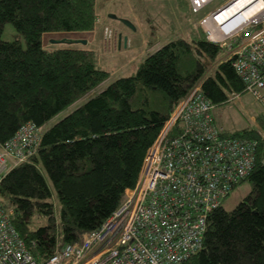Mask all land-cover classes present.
<instances>
[{
  "label": "trees",
  "instance_id": "16d2710c",
  "mask_svg": "<svg viewBox=\"0 0 264 264\" xmlns=\"http://www.w3.org/2000/svg\"><path fill=\"white\" fill-rule=\"evenodd\" d=\"M96 13V0H0V147L27 122L40 134L37 152L3 177L0 201L13 210L19 235L41 261L59 244L80 242L120 206L167 118L197 82L215 105L244 91L232 61H219L224 49L195 30L193 45L170 40L135 73L90 95L110 76L97 52L48 46L44 36L92 31ZM7 23L16 30L12 40L2 39ZM233 133L257 142L248 177L253 192L234 208L211 213L203 249L182 264H264V136L255 127ZM43 171L57 192L59 218Z\"/></svg>",
  "mask_w": 264,
  "mask_h": 264
},
{
  "label": "built area",
  "instance_id": "2783aa9c",
  "mask_svg": "<svg viewBox=\"0 0 264 264\" xmlns=\"http://www.w3.org/2000/svg\"><path fill=\"white\" fill-rule=\"evenodd\" d=\"M210 1L189 0L196 12ZM239 1L211 11L201 27L209 41L224 49L222 61H232L243 92L264 106V0H248L219 19ZM253 7L257 10L247 16ZM104 31L108 44L116 42L112 28ZM215 107L199 81L167 118L120 206L80 242L59 244L45 261L27 248L12 222L13 210L0 201V264H182L202 250L211 213L248 179L258 146L219 126ZM39 143V129L27 122L0 147V183L37 152Z\"/></svg>",
  "mask_w": 264,
  "mask_h": 264
},
{
  "label": "rangeland",
  "instance_id": "374dc122",
  "mask_svg": "<svg viewBox=\"0 0 264 264\" xmlns=\"http://www.w3.org/2000/svg\"><path fill=\"white\" fill-rule=\"evenodd\" d=\"M230 1L212 0L203 9L196 12L192 10L188 0H96V26L92 31L47 33L44 39L47 40L46 44L48 46H80L94 49L97 52L100 66L109 70L110 76L90 94L95 95L116 78L135 73L137 67L146 57L144 55L139 58L137 56L140 54L139 51L135 53L137 54L136 57L131 54V51L130 53L128 50L125 52L122 48L124 39L120 40V43H122L121 49H118L117 42L120 32H128L137 45L141 43L144 48L149 45V48H152L151 50L148 48L150 53L155 52V48H157L154 46L155 44H164L173 39L181 38L193 45V32L203 30L201 20L211 11H216ZM110 14L116 15L117 18L109 16ZM118 17L129 19L135 28L124 24ZM108 26L113 29L116 35V42L113 41L109 44L106 42L104 31ZM15 32L14 26L7 23L4 26L2 39H14ZM62 38L86 40L87 43L82 41L73 44L53 42L54 39L60 40ZM23 43H25L24 40ZM223 56L224 52L219 61L223 59ZM86 99L87 97L82 98L68 106L49 120L44 128L50 127L61 120L85 102ZM213 113L218 125L230 132L255 127L264 136V126L261 120L264 118V106L250 92H243L240 96L232 94L227 103L216 105ZM43 174L51 187L55 215L59 218L60 201L57 192L48 173L43 171ZM252 192L253 183L249 179L242 181L223 200V208L227 210L234 208Z\"/></svg>",
  "mask_w": 264,
  "mask_h": 264
},
{
  "label": "crops",
  "instance_id": "0c3cea01",
  "mask_svg": "<svg viewBox=\"0 0 264 264\" xmlns=\"http://www.w3.org/2000/svg\"><path fill=\"white\" fill-rule=\"evenodd\" d=\"M188 3H189V0H188ZM120 34H123L122 36H123V38H121V40L122 39H124L125 37H127V40H123V46H122V48H124V50H125V52H126V50H128L129 51V53H130V51H131V54L133 55V56H135L136 57V55L137 54H135L136 52H140V54L139 55H137L139 58H141V57H143L144 55H148V53L150 54V50L152 49H150L149 48V45L148 46H146L145 48L142 46V44L140 43H138V45H137V43L132 39V36L128 33V32H120ZM121 41H120V39L118 40V49H121V44L122 43H120ZM165 44V43H164ZM163 44H155L154 46H156L157 48H155L156 50L159 48V47H161ZM150 50H149V49ZM155 50V51H156ZM151 53H153V52H151ZM138 57L136 58V60L138 59Z\"/></svg>",
  "mask_w": 264,
  "mask_h": 264
},
{
  "label": "bare ground",
  "instance_id": "6f19581e",
  "mask_svg": "<svg viewBox=\"0 0 264 264\" xmlns=\"http://www.w3.org/2000/svg\"><path fill=\"white\" fill-rule=\"evenodd\" d=\"M247 1H248V0H240L238 3H236V4H232V5L228 6V7L225 9V11L219 16V19H223V18H225L227 15H230V14H232V13L238 11V10H239V7H240V6H241V7H242V6H245L246 3H247ZM247 9H248V8H247ZM255 10H257V7H253V8H251V9H249V10H246V11H247L246 15H247V16H248V15H251L252 13H254Z\"/></svg>",
  "mask_w": 264,
  "mask_h": 264
},
{
  "label": "water",
  "instance_id": "95a60500",
  "mask_svg": "<svg viewBox=\"0 0 264 264\" xmlns=\"http://www.w3.org/2000/svg\"><path fill=\"white\" fill-rule=\"evenodd\" d=\"M109 16L117 18L116 15H113V14H110ZM118 18H119V20L122 21L124 24H126V25H128V26H130V27H132V28H135L134 24H133L129 19H127V18H123V17H118ZM121 38H122V35L119 34V39L121 40ZM124 39L127 40V37H125ZM79 41H82V42H84V43H87L86 40H81V39L68 40V39H66V38H62V39H60V40H56V39H54L53 42H56V43H58V42H59V43H61V42H70V43H71V42H79Z\"/></svg>",
  "mask_w": 264,
  "mask_h": 264
}]
</instances>
